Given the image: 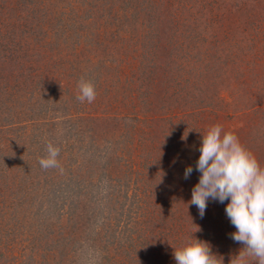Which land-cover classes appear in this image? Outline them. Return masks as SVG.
I'll return each mask as SVG.
<instances>
[{"label":"rangeland","instance_id":"obj_1","mask_svg":"<svg viewBox=\"0 0 264 264\" xmlns=\"http://www.w3.org/2000/svg\"><path fill=\"white\" fill-rule=\"evenodd\" d=\"M187 1L184 32L154 0H0V264H176L192 234L238 253L228 201L187 203L197 130L264 166V0ZM49 143L59 168L39 164Z\"/></svg>","mask_w":264,"mask_h":264},{"label":"clouds","instance_id":"obj_2","mask_svg":"<svg viewBox=\"0 0 264 264\" xmlns=\"http://www.w3.org/2000/svg\"><path fill=\"white\" fill-rule=\"evenodd\" d=\"M77 88L79 94L76 99L79 102H94L96 88L91 79L82 76ZM190 130L183 134L182 140H187ZM197 131L201 140L195 170L200 175L187 206L195 205L203 217L209 200L228 201L225 212L236 229L231 238L242 245L230 258L229 264H249V258L255 264H264V166L237 135L225 131L222 125L214 124L203 132ZM59 152L58 147L49 143L46 156L39 160L40 166L43 169L59 168ZM192 172L193 167L187 166L184 178H189ZM173 257L176 264H223V260L211 251L210 245L193 234L173 248Z\"/></svg>","mask_w":264,"mask_h":264},{"label":"trees","instance_id":"obj_3","mask_svg":"<svg viewBox=\"0 0 264 264\" xmlns=\"http://www.w3.org/2000/svg\"><path fill=\"white\" fill-rule=\"evenodd\" d=\"M6 2L8 3V1H6ZM154 5H155L154 11H156L155 14H156V17L158 18V20H164V19L170 20V22H168V28H170L171 23H172V27L175 31L182 29L185 32V29H187L186 26L189 25V24H187V21H185V20L190 19V18H194V17H192V14L190 11V7H191L190 3L188 1L185 2V0H154ZM17 15H19V14H17ZM215 36L216 35H213V40L217 39V38H215ZM148 39H149L151 46L155 45L154 41L157 42L156 39H153L150 37H148ZM146 48L147 47H144L142 49L145 50ZM152 51H155V50H152L149 47L148 52L150 53ZM2 67H3V69H7L9 67V64L7 62L3 63ZM105 78L106 79H110V78L116 79L117 74L113 73L111 76L107 75ZM166 115L168 116L169 113H167Z\"/></svg>","mask_w":264,"mask_h":264}]
</instances>
